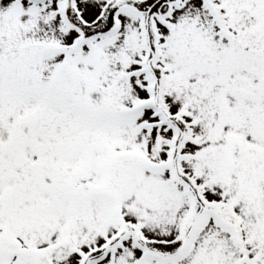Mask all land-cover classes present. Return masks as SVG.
Returning a JSON list of instances; mask_svg holds the SVG:
<instances>
[{"label":"snow or ice","instance_id":"6c2138e0","mask_svg":"<svg viewBox=\"0 0 264 264\" xmlns=\"http://www.w3.org/2000/svg\"><path fill=\"white\" fill-rule=\"evenodd\" d=\"M0 264H264V0H0Z\"/></svg>","mask_w":264,"mask_h":264}]
</instances>
